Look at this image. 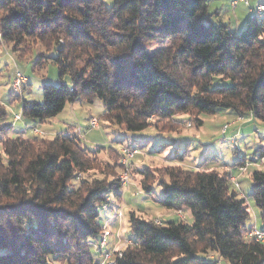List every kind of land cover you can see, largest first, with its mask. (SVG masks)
<instances>
[{"label": "trees", "instance_id": "16d2710c", "mask_svg": "<svg viewBox=\"0 0 264 264\" xmlns=\"http://www.w3.org/2000/svg\"><path fill=\"white\" fill-rule=\"evenodd\" d=\"M208 1L0 0L3 41L13 51L40 44L34 66L50 58L58 68L57 81L42 82V102L22 98L21 117L42 122L81 98L99 99L104 120L133 132L159 129L157 120L178 113L197 124L199 115L221 111L264 121V17L249 14L230 29ZM214 76L230 85L211 87ZM72 130L19 135L0 102V264H101L93 255L100 256L101 213L121 183L116 170L87 175L101 163ZM168 142L150 150L174 145ZM179 145L170 150L178 164L164 167L155 182L161 195H153L148 170H136L146 194L161 207L188 209L191 221L162 224L130 212V243L116 264H216L213 255L228 264H264V243L246 235V198L227 172L208 167L207 159L219 155L186 168ZM107 147L118 166L120 146ZM253 154L264 160V144ZM242 156L232 165L243 166ZM250 177L248 195L264 221V166Z\"/></svg>", "mask_w": 264, "mask_h": 264}, {"label": "rangeland", "instance_id": "374dc122", "mask_svg": "<svg viewBox=\"0 0 264 264\" xmlns=\"http://www.w3.org/2000/svg\"><path fill=\"white\" fill-rule=\"evenodd\" d=\"M208 9L210 12L217 11L218 14L215 17L228 24L230 29L241 28V24L249 16L248 9L244 4L239 3L236 7L231 8L229 0H209ZM41 51L42 46L40 44L13 51L11 44L3 40L0 41V102L6 106L8 120L12 122L14 129H22L24 136H31L36 135L32 125H37L39 130L43 132V137L52 138L57 132L68 131L77 124L83 126V143L92 150L89 151L90 155L96 157L101 163L99 167L101 170H90L87 175L100 177L102 176L100 171L111 172L116 170L120 183L122 182L120 175L123 167L121 164L118 166L116 164L117 154L114 148L107 146L118 148L121 143L141 146L140 152L134 156L129 165L131 175L128 185L121 183L119 195L111 194L109 196L111 203L110 206L108 205L109 208L105 206L102 210L104 211V208L110 210L102 213L103 225L110 231L108 237L110 250L123 249L129 243V235L131 234L129 214L132 211L137 216L150 218L162 224L177 218H182L186 222L191 221L188 209L172 210L161 207L154 201V196L151 197L146 194L141 186L143 176L136 170L145 167L144 169L148 170L151 178L149 183L154 185L153 195H161V190L159 186L155 185V182L164 176V167L178 164L175 156L170 154V150L173 151L178 143L180 144L177 146L178 152L185 151L183 161L179 164L186 168L198 167L195 162L199 160V155L201 157L212 154L219 155V158H213L214 160L207 159V163L209 160L208 167L217 168L219 172H227L228 174L231 172L235 176L238 189L235 188L236 186L233 188L247 200L250 224L254 223L255 220L259 228L264 226L258 208L248 195L251 187L250 175L252 170L254 168L262 169L264 166V160L253 154L257 146L264 144V121L255 118L231 117L233 115L231 112L221 111L214 114L199 115L200 124H197L195 117L191 114L178 113L170 121L157 120L161 127L159 129L150 126L141 132H133L104 120L102 117L104 107L99 99L87 103L78 98L73 103H66L59 114L48 120L31 121L27 124L26 120L21 117L13 122V113H21L22 98L42 102V82L44 80L55 82L58 79V68L50 58L46 59L43 66H34L36 55ZM47 55H50V52ZM16 67L29 76V82L18 93L11 91L8 82L10 74L14 72ZM228 85H230V81L222 76H214L210 84L211 87ZM6 98L9 101H6ZM91 115L98 118L99 125L88 129L86 124ZM155 119L152 118V121ZM224 124H228L226 132L223 130ZM241 125H243L242 128H240ZM168 140H173L174 145H169L162 150H150L159 141L169 143ZM239 153L243 154L242 160L245 157L247 160L244 163L246 165L244 170L232 165ZM104 176L108 175L105 174ZM93 255L95 259L101 260V257L94 251ZM213 256L218 260L216 264H228L220 260L218 256ZM54 264L64 263L56 262Z\"/></svg>", "mask_w": 264, "mask_h": 264}, {"label": "built area", "instance_id": "2783aa9c", "mask_svg": "<svg viewBox=\"0 0 264 264\" xmlns=\"http://www.w3.org/2000/svg\"><path fill=\"white\" fill-rule=\"evenodd\" d=\"M239 3L244 4L247 9L248 13L252 16L255 17H264V0H229V4L231 8L236 7ZM2 39V33L0 30V41ZM29 82V76L23 73L21 70L15 68L13 75L9 81L11 91L14 93L21 92L23 86ZM21 118V113H13V121H16ZM237 118L243 119L245 117L243 116H237ZM99 125V120L96 116L91 115L88 118L86 128L91 129L95 128ZM228 127V124L223 125V130L225 131ZM83 126L76 125L74 126V129L72 130L73 133L78 134L83 140ZM35 134L42 135L43 132L39 130L38 128H34ZM120 151H121V159H120V164L123 167L120 178H121V183L122 185H128V182L130 180V175H131V170L129 169V165L134 158L136 154L140 152L139 147L135 145H129L126 143H121L120 145ZM245 164L243 166H240V170L245 169ZM229 181L231 185L235 188L238 189V183L235 180V176L230 172L229 174ZM105 207V206H104ZM110 235V231L102 225V233L100 238L97 240L96 245H95V250L98 251L101 257V264H116V256H121V250L122 249H117V250H110L108 248V237ZM247 238L254 240L259 243H264V230L259 228L257 224L251 223L250 229L247 232ZM130 243V239L128 240Z\"/></svg>", "mask_w": 264, "mask_h": 264}, {"label": "crops", "instance_id": "0c3cea01", "mask_svg": "<svg viewBox=\"0 0 264 264\" xmlns=\"http://www.w3.org/2000/svg\"><path fill=\"white\" fill-rule=\"evenodd\" d=\"M238 25H239V24H238ZM241 26H242V24H241ZM238 27H240V26H238ZM12 74H13V73H12ZM12 74H10V76H9V78H8L9 81H10V79H11V77H12ZM9 81H8V82H9ZM6 101H9L8 98H6ZM74 102H75V101H74ZM71 103H73V102H71ZM4 106H5V105H4ZM65 106H66V105H65ZM65 106H64V107H65ZM5 107H6V106H5ZM63 109H64V108H63ZM231 117H235V116L232 115ZM47 120H48V119H47ZM12 121H13V119H12ZM13 122H14V121H13ZM26 123H27V122H26ZM11 124H12V122H11ZM27 124H28V123H27ZM12 125H13V124H12ZM242 126H243V125H241L240 128H242ZM33 128H38V127H37V125H36V126H33ZM72 128L74 129V126H73ZM38 129H39V128H38ZM15 130L18 132L19 135H24V132L22 131V129H15ZM226 131H227V129H226L224 132H226ZM57 133H62V132L60 131V132H57ZM63 133H64V132H63ZM203 157H205V156H202V157H201V156L199 155V160L196 161L195 163H196L197 165H199V163H201ZM109 206H110V205H109ZM109 206H107V208H109ZM107 208H104V211H102V213H103V212H106V211H110V210L107 209ZM102 213H101V214H102ZM103 220H104V219H103V215H102V216H101V221H103Z\"/></svg>", "mask_w": 264, "mask_h": 264}]
</instances>
